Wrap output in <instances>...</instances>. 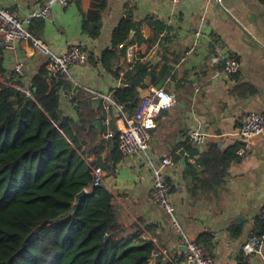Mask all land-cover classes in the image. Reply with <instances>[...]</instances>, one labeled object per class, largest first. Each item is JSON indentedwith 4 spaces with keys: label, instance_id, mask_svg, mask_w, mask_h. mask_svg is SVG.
Returning <instances> with one entry per match:
<instances>
[{
    "label": "crops",
    "instance_id": "obj_1",
    "mask_svg": "<svg viewBox=\"0 0 264 264\" xmlns=\"http://www.w3.org/2000/svg\"><path fill=\"white\" fill-rule=\"evenodd\" d=\"M49 1L0 0V8H9L23 17L40 10ZM101 3L102 0H75L65 7L54 4L51 15L35 18L30 29L56 52L79 46L88 54L86 63L72 66L66 75L72 85L60 91V112L64 116L78 119L76 103L63 95L74 85L87 88L95 97L113 94L114 88L135 81L142 99L160 87L176 99L174 105L157 116L148 155L125 156L119 148L114 151L111 137L115 131L120 132L121 121L113 111L103 110L105 117L101 119L102 130L106 128L105 134L110 132L111 136L104 134L103 140L94 146L83 142L89 160L103 168L106 164L115 166L114 171L104 168L103 185L114 194L116 217L122 230L118 238L130 239L134 244L151 240L155 248L162 246L180 264H186L183 235L186 234L190 239L209 242L214 264H264V246L261 252L252 254H246L243 249L252 233L264 232L261 218L264 137L245 139L240 135L248 112L264 114V3L261 0H182L179 4L172 0H106L99 35L92 37L83 29L84 14L98 11ZM130 13L136 25L126 54H121L125 45H119L109 71L100 56L110 47L119 21ZM198 30L202 35L196 41ZM218 44L230 57L240 60V72L218 73L221 65L211 60ZM0 57L3 59L0 80L27 87L48 63L47 55L27 40H19L12 49H2ZM137 65L139 71L134 69ZM98 108L103 109L102 102ZM114 114L116 126L112 125ZM195 129L210 134L205 145L188 143ZM233 147L243 151L240 154L235 151L236 158L228 165L223 181L220 182V166L206 175L204 159L218 157ZM208 152L211 154L207 155ZM164 157L171 163L164 165ZM152 164L162 166L171 185L170 199L181 230L151 197ZM149 264L170 263L150 259Z\"/></svg>",
    "mask_w": 264,
    "mask_h": 264
},
{
    "label": "trees",
    "instance_id": "obj_2",
    "mask_svg": "<svg viewBox=\"0 0 264 264\" xmlns=\"http://www.w3.org/2000/svg\"><path fill=\"white\" fill-rule=\"evenodd\" d=\"M105 4L102 0L98 11L84 14L83 29L92 37L99 35ZM135 25L130 13L113 30L111 45L100 56L109 71L119 45H125L121 54H126ZM134 69L141 68L137 65ZM114 73L118 75V71ZM47 76V66H43L28 87L0 80V264H149L154 242L134 244L119 239L122 230L114 194L103 184L92 185L93 166L99 165L88 159L83 142L94 146L103 140L106 128L99 131L94 124L105 117L103 109L95 108L94 94L79 86L73 99L77 121L62 115L60 91L72 83L64 74L50 84ZM26 87L31 94L24 91ZM139 94L135 81L113 89L117 102L132 113L142 102ZM116 118L114 114L113 126ZM119 133L115 131L111 137L114 151ZM236 150L233 147L218 157L204 159L206 175L220 166L223 181ZM104 168L115 170L109 164ZM84 188L89 193L74 211L75 196ZM198 242L209 247L202 238Z\"/></svg>",
    "mask_w": 264,
    "mask_h": 264
},
{
    "label": "built area",
    "instance_id": "obj_3",
    "mask_svg": "<svg viewBox=\"0 0 264 264\" xmlns=\"http://www.w3.org/2000/svg\"><path fill=\"white\" fill-rule=\"evenodd\" d=\"M75 0H50L43 5L40 10L32 12L27 16H19L11 9L0 8V48L9 50L16 46L19 40H27L32 43L34 48L45 53L48 57L47 81L50 84L60 80L62 75H69L70 68L74 65L84 64L88 60V54L79 46H72L66 52L54 51L48 42L36 37L31 31V24L37 17H48L53 11V5L59 4L63 7L69 5ZM182 0H172L174 4H179ZM221 1V0H219ZM202 31L196 32V41H199ZM216 54L211 60L214 63L221 65L218 73L226 75H234L240 72L241 62L237 58L230 57L223 51V46H215ZM189 54V52H187ZM21 66L17 65V70ZM79 85H74L69 90L63 92V95L70 100L74 99L76 89ZM196 90L199 91V85H196ZM28 94H31L29 88H24ZM102 97L103 110L106 112H114L121 121V130L119 133V151L125 155L143 154L148 155L151 146L152 133L156 127V118L163 109H167L174 105L176 99L172 93L165 88H156L152 94L142 99L140 107L131 112L124 104L117 102L112 93L100 94ZM106 123H110V117L106 118ZM240 135L245 139H254L264 137V114L258 111H250L246 114L243 124L240 128ZM106 137H110L111 133L107 132ZM210 138V134L201 129L193 130L189 137L188 143L203 146ZM243 149L238 148L237 153H242ZM187 155V152L185 151ZM150 161V160H149ZM164 165L170 164L171 160L168 157L162 159ZM153 170V186L151 189V197L155 202L160 203L165 211L170 216V219L175 227L181 230V226L176 217L173 203L170 199L171 185L165 178L162 166L152 164ZM94 179L92 185L104 184L106 172L101 166H93ZM261 218L264 225V207L261 210ZM186 264H214V256L210 249L204 244L188 238L186 234ZM264 246V232H254L249 239L243 244V249L246 254L261 252ZM152 261L159 259L165 260L170 264H180L171 253L162 246L156 247L150 258Z\"/></svg>",
    "mask_w": 264,
    "mask_h": 264
},
{
    "label": "water",
    "instance_id": "obj_4",
    "mask_svg": "<svg viewBox=\"0 0 264 264\" xmlns=\"http://www.w3.org/2000/svg\"><path fill=\"white\" fill-rule=\"evenodd\" d=\"M92 102L94 104V107L98 108L100 106L101 102H102V97L101 96H95V97H93ZM94 124L98 128L99 131H102L103 125H102V120L101 119L96 120L94 122ZM88 193H89L88 189L84 188L83 190H81L80 192H78L76 194L75 202H74V205H73V210L74 211L77 210L78 205L80 204L82 199L88 195Z\"/></svg>",
    "mask_w": 264,
    "mask_h": 264
}]
</instances>
